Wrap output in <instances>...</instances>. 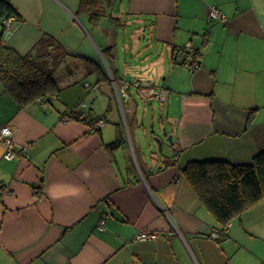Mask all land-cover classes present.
Returning a JSON list of instances; mask_svg holds the SVG:
<instances>
[{
  "label": "crops",
  "instance_id": "0c3cea01",
  "mask_svg": "<svg viewBox=\"0 0 264 264\" xmlns=\"http://www.w3.org/2000/svg\"><path fill=\"white\" fill-rule=\"evenodd\" d=\"M10 1L9 46L25 55L48 34L70 54L45 105L0 80V129L27 152L7 160L0 141V264H264V199L223 225L183 174L264 150V0H95L94 15L82 0ZM158 87L166 99L150 101ZM149 117L173 135L160 152ZM145 230L158 236L136 240Z\"/></svg>",
  "mask_w": 264,
  "mask_h": 264
},
{
  "label": "trees",
  "instance_id": "16d2710c",
  "mask_svg": "<svg viewBox=\"0 0 264 264\" xmlns=\"http://www.w3.org/2000/svg\"><path fill=\"white\" fill-rule=\"evenodd\" d=\"M92 1L95 0H82L81 9H91L94 15L98 12L92 8ZM11 16H18L15 6L10 0H0V80L25 105L59 90L55 73L70 53L57 38L44 34L33 50L20 54L5 41L7 28L3 21ZM121 141L123 136L119 134L114 144ZM183 174L223 225L264 199V150L245 164L219 159L191 160L184 166Z\"/></svg>",
  "mask_w": 264,
  "mask_h": 264
},
{
  "label": "built area",
  "instance_id": "2783aa9c",
  "mask_svg": "<svg viewBox=\"0 0 264 264\" xmlns=\"http://www.w3.org/2000/svg\"><path fill=\"white\" fill-rule=\"evenodd\" d=\"M210 17L212 21L215 20H224L226 19V15L224 12L217 6H213L211 9ZM22 19H18L16 16H11L7 19H4L3 24L7 29L11 28L15 23L18 21L20 22ZM184 51L186 54V58L188 61V66L192 71L195 69L201 67V59L199 58L200 50L196 48L191 42L186 43L184 47ZM131 85L129 81H123V87L119 93L120 102L128 98V94L126 92V89ZM136 86H139V82H135ZM167 97V91L162 88L158 87L154 91L150 92L148 99L150 101H164ZM56 98V95H52L51 97ZM50 99V98H49ZM48 97L46 98H38V100L45 105L47 101L49 100ZM104 124V120L96 121L93 125L94 128H99ZM0 141L6 144V152H5V158L7 160H13L18 156H24L27 154L26 147L23 145H19L13 135V128L11 125H5L0 129ZM98 228L101 230L106 229L107 227V219L105 217H102L98 223ZM224 231L215 230L210 233V235L214 239H222L224 236ZM158 236L157 233L151 232V231H140L136 235V240H143V239H153Z\"/></svg>",
  "mask_w": 264,
  "mask_h": 264
},
{
  "label": "rangeland",
  "instance_id": "374dc122",
  "mask_svg": "<svg viewBox=\"0 0 264 264\" xmlns=\"http://www.w3.org/2000/svg\"><path fill=\"white\" fill-rule=\"evenodd\" d=\"M141 104L144 105L143 103H141ZM146 106H147V108L149 109L150 112H152L153 107L157 108V110L160 109V107H159L160 104L158 102H154L152 104H147ZM122 125H123V131L125 132V134L127 136L128 135L131 136V132H130L131 130L127 127V122H126L125 119H123ZM153 129H155L156 133L162 134V129L160 128L158 117L157 118H154V119H152L151 117H149V119H148V123L146 124V130H147V132H148V134L150 136H154V134L152 133V130ZM128 132H129V134H128ZM162 137L166 140V137L165 136H162ZM157 150L159 151V147L157 148Z\"/></svg>",
  "mask_w": 264,
  "mask_h": 264
},
{
  "label": "water",
  "instance_id": "95a60500",
  "mask_svg": "<svg viewBox=\"0 0 264 264\" xmlns=\"http://www.w3.org/2000/svg\"><path fill=\"white\" fill-rule=\"evenodd\" d=\"M12 32H13L12 29L8 30L5 34V38L8 39L9 35H11ZM152 133L154 134L155 141L158 143L159 150H161L162 145H163V137L162 136H165L170 141V143H173V135L169 134L166 127L162 128V134L156 133L155 129L152 130Z\"/></svg>",
  "mask_w": 264,
  "mask_h": 264
}]
</instances>
